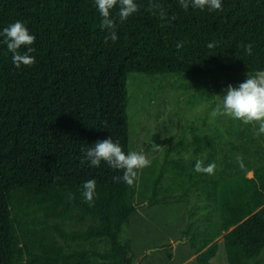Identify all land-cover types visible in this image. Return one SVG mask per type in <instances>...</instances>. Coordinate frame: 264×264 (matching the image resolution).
<instances>
[{"label": "trees", "instance_id": "16d2710c", "mask_svg": "<svg viewBox=\"0 0 264 264\" xmlns=\"http://www.w3.org/2000/svg\"><path fill=\"white\" fill-rule=\"evenodd\" d=\"M149 2L136 0L139 11L117 20L118 40L105 43L94 0H0V32L21 21L36 37L35 63L18 69L0 36V264H134L122 233L137 208L175 195L177 203L189 204L190 194L199 204L189 211L193 220L182 239L197 264H216L219 252L226 264H264V135H256L258 125L225 121L226 139L193 132L186 142L181 136L163 147L162 163L156 158L151 174L138 171L132 186L120 179L121 170L84 160L82 149L108 138L125 154L133 151L132 74L242 83L247 73L264 70V0H222L216 11L157 0L164 18L148 10ZM204 88L211 89L207 82ZM198 159L215 162L214 173H196ZM91 179L96 195L90 206L81 193Z\"/></svg>", "mask_w": 264, "mask_h": 264}, {"label": "rangeland", "instance_id": "374dc122", "mask_svg": "<svg viewBox=\"0 0 264 264\" xmlns=\"http://www.w3.org/2000/svg\"><path fill=\"white\" fill-rule=\"evenodd\" d=\"M201 82H204L203 86ZM206 82L210 90L204 88ZM240 83L239 80L219 82L216 76L164 74L149 78L132 74L128 81L132 150L143 152L151 163L158 158L160 164L164 158L163 147L178 141L181 136L186 142H191L193 132L226 139L224 122L239 120L223 115L213 117L211 113L219 103L218 96H223L229 85L238 87ZM148 142L162 144L159 149H148L144 146ZM187 158L191 159L192 155ZM150 172L148 166L141 176ZM168 183L164 178L161 186L167 187ZM141 191L139 186L137 199H140ZM190 197L189 204L184 199L177 203L175 195L157 206L148 208L142 204L137 208V214L124 226L122 233V239L129 242L136 256L134 264H197L193 249L182 239L187 224L193 220L189 211H195L199 204L195 195L190 194ZM213 261L226 264L222 252Z\"/></svg>", "mask_w": 264, "mask_h": 264}, {"label": "clouds", "instance_id": "9594fccd", "mask_svg": "<svg viewBox=\"0 0 264 264\" xmlns=\"http://www.w3.org/2000/svg\"><path fill=\"white\" fill-rule=\"evenodd\" d=\"M95 6L101 16L100 27L107 31L105 43L118 40L116 33V22L123 23L139 11L136 0H94ZM180 6L187 10L192 8L210 11L222 9V0H179ZM118 6L116 16H112V10ZM148 10L153 14L164 18L165 12L161 3L157 0H150ZM174 20L175 17H172ZM0 36L7 50L12 54V63L16 68L21 66L30 67L35 63L36 57L32 55L36 51L32 45L36 37L30 34L28 28L21 21H15L5 27ZM184 42L177 43L176 47H183ZM26 49L21 52V48ZM208 48H214L215 42L209 43ZM252 44L244 46L247 55L252 54ZM219 103L212 111L213 117L223 115L235 120L242 121L245 125H258L256 135H264V70L247 73V79L240 83L238 87L229 85L223 96H218ZM159 149L158 145L154 146ZM84 160L88 161L91 167H100L101 162L106 163L113 170H121L123 175L120 179L128 186H132L138 178V171L151 164V160L143 153L129 151L127 154L122 150L118 142L112 138L97 141L93 146L82 149ZM239 160L240 158L237 157ZM82 162H84L82 160ZM217 165L215 162L204 164L202 160H197L194 166L196 173L213 174ZM116 179V178H114ZM81 195L90 206L93 204L96 195V181L94 179L86 181ZM73 196L69 193V199Z\"/></svg>", "mask_w": 264, "mask_h": 264}, {"label": "crops", "instance_id": "0c3cea01", "mask_svg": "<svg viewBox=\"0 0 264 264\" xmlns=\"http://www.w3.org/2000/svg\"><path fill=\"white\" fill-rule=\"evenodd\" d=\"M262 139H264V138H262ZM249 173H250V175H249ZM247 176H248V177H252V172L249 171V172L247 173Z\"/></svg>", "mask_w": 264, "mask_h": 264}]
</instances>
